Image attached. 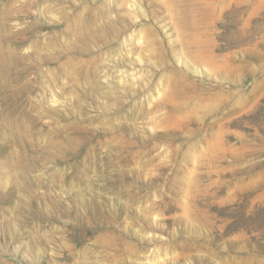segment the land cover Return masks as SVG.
<instances>
[{
  "label": "rangeland",
  "instance_id": "rangeland-1",
  "mask_svg": "<svg viewBox=\"0 0 264 264\" xmlns=\"http://www.w3.org/2000/svg\"><path fill=\"white\" fill-rule=\"evenodd\" d=\"M0 264H264V0H0Z\"/></svg>",
  "mask_w": 264,
  "mask_h": 264
}]
</instances>
